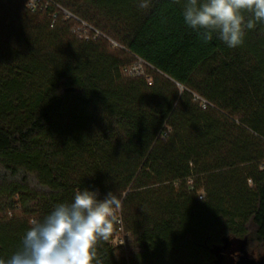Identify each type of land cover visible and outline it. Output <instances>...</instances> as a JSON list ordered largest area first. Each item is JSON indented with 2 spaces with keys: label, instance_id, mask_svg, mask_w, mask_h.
Listing matches in <instances>:
<instances>
[{
  "label": "trees",
  "instance_id": "1",
  "mask_svg": "<svg viewBox=\"0 0 264 264\" xmlns=\"http://www.w3.org/2000/svg\"><path fill=\"white\" fill-rule=\"evenodd\" d=\"M142 2L0 0V258L82 188L117 195L133 241L114 220L103 264L264 255V23L229 48L185 0Z\"/></svg>",
  "mask_w": 264,
  "mask_h": 264
},
{
  "label": "clouds",
  "instance_id": "2",
  "mask_svg": "<svg viewBox=\"0 0 264 264\" xmlns=\"http://www.w3.org/2000/svg\"><path fill=\"white\" fill-rule=\"evenodd\" d=\"M181 4V0H174ZM148 8V0L139 5ZM184 23L205 42L213 34L229 48L243 45L246 30L264 23V0H185ZM121 208L117 195L77 189L71 202L58 203L42 219H34L20 247L0 264H103L99 241H108L115 213Z\"/></svg>",
  "mask_w": 264,
  "mask_h": 264
},
{
  "label": "built area",
  "instance_id": "3",
  "mask_svg": "<svg viewBox=\"0 0 264 264\" xmlns=\"http://www.w3.org/2000/svg\"><path fill=\"white\" fill-rule=\"evenodd\" d=\"M44 6H46V5H42V0H28V2H27V7L32 12H36L38 9H40ZM64 15L66 16V18H76L74 15H72L71 13H69L66 10L64 11ZM77 20H79V19L77 18ZM54 23H55V20L53 21V24ZM82 23L85 27H89L95 31V37L102 34L100 31L94 29L93 27H90L87 23H85V22H82ZM85 36L88 40L90 39V35L87 31H85ZM114 45H117V43H114ZM207 105H208V103L206 101H204L203 102L204 108H206ZM115 217H116L115 221L119 225V231H118V235L115 237V239L113 241V245L116 247H119V246L125 247L126 241L128 238V234L124 230L123 220L121 217V210L120 209L116 211Z\"/></svg>",
  "mask_w": 264,
  "mask_h": 264
},
{
  "label": "water",
  "instance_id": "4",
  "mask_svg": "<svg viewBox=\"0 0 264 264\" xmlns=\"http://www.w3.org/2000/svg\"><path fill=\"white\" fill-rule=\"evenodd\" d=\"M226 243H227V246L226 247L217 248L216 250L219 251V252H223L224 254H226L228 256H231L232 251H230V249L232 247L236 246V245L243 244L244 241L238 240V239L230 240V239L227 238L226 239ZM221 260L224 261V262H228L229 261L228 258L225 257L224 255L221 256ZM234 264H256V263L253 260L245 259L244 256H243L239 262L234 263ZM258 264H261V263L259 262Z\"/></svg>",
  "mask_w": 264,
  "mask_h": 264
},
{
  "label": "rangeland",
  "instance_id": "5",
  "mask_svg": "<svg viewBox=\"0 0 264 264\" xmlns=\"http://www.w3.org/2000/svg\"><path fill=\"white\" fill-rule=\"evenodd\" d=\"M27 2H28V0H27ZM135 68L139 69V70L145 69L143 64H138V66H136ZM128 242H129V247H128ZM126 243H127V246H126L127 249L126 250H127V254H128V253H130L133 241H132V239H129V241H128V238H127ZM247 250H248L247 254L249 256L248 259L255 261L256 264L261 262V260H262V258L264 256L263 253H259L257 251L255 252L253 249H250V248L247 249Z\"/></svg>",
  "mask_w": 264,
  "mask_h": 264
}]
</instances>
